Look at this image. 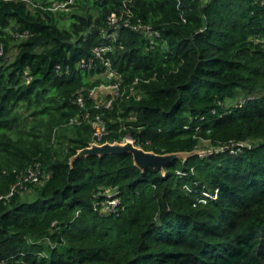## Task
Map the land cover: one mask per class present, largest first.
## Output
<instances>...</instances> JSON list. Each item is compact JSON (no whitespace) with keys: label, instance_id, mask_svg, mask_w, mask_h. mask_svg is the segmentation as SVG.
Returning <instances> with one entry per match:
<instances>
[{"label":"trees","instance_id":"trees-1","mask_svg":"<svg viewBox=\"0 0 264 264\" xmlns=\"http://www.w3.org/2000/svg\"><path fill=\"white\" fill-rule=\"evenodd\" d=\"M66 1L0 0V264H264V0ZM125 9L158 34L103 38ZM98 45L122 87L138 78L100 142L204 153L164 173L130 153L70 163L92 141L74 99L106 82L74 66Z\"/></svg>","mask_w":264,"mask_h":264},{"label":"built area","instance_id":"built-area-1","mask_svg":"<svg viewBox=\"0 0 264 264\" xmlns=\"http://www.w3.org/2000/svg\"><path fill=\"white\" fill-rule=\"evenodd\" d=\"M72 0H68L62 4H58L55 7H63L68 2L70 3ZM132 14L128 9L120 13H112L108 18V24L112 27V31L101 30V36L107 39H114L116 31L120 28H129L132 30H142L148 34H158L155 30L151 29L150 25L142 23V21L137 18L134 21H131ZM112 48V45H98L92 48L91 56L85 58H80L79 61L75 64V69H92L97 67V65H101L104 68V72L102 73L103 77L106 79L105 83H101L97 86L89 88L86 90L85 95L89 97L92 102L90 106H86V102L84 96L81 93H78L74 99V103L82 110L80 116L87 120L92 127V141L94 143H101V138L106 134V127L101 115L105 109H110L114 100L118 98L128 97L134 95L135 92V84L138 82V78H135L131 84L122 87V78L120 74L110 66L108 59L105 57L106 51ZM1 52V50H0ZM61 67L59 65L55 66L56 72L59 74L69 75L71 70L68 66H66L63 70H60ZM95 110L91 112V110ZM74 119H70V123L73 122ZM125 139H130L126 137ZM246 145V144H245ZM227 146H225V149ZM38 167H30L27 170V175L25 179L32 178L36 180ZM106 199L99 206V210L102 212H114L118 200L115 198L111 192H106Z\"/></svg>","mask_w":264,"mask_h":264},{"label":"water","instance_id":"water-1","mask_svg":"<svg viewBox=\"0 0 264 264\" xmlns=\"http://www.w3.org/2000/svg\"><path fill=\"white\" fill-rule=\"evenodd\" d=\"M130 153L132 155L134 165L141 171L145 169L159 170L164 173V167L172 161L183 158L187 159L190 156L204 153L203 149H193L191 151H176L166 153H155L153 151L144 150L139 146L134 145L130 139H125L123 142H103L90 144L70 157V163L73 159L80 156H102L107 154H123Z\"/></svg>","mask_w":264,"mask_h":264},{"label":"rangeland","instance_id":"rangeland-1","mask_svg":"<svg viewBox=\"0 0 264 264\" xmlns=\"http://www.w3.org/2000/svg\"><path fill=\"white\" fill-rule=\"evenodd\" d=\"M12 44H15V43H12ZM11 46H12V48L10 49L9 55H8V58L9 59H12L13 58V55H14V53L16 51L14 45H11ZM128 119H133V115L130 114V116H129Z\"/></svg>","mask_w":264,"mask_h":264}]
</instances>
